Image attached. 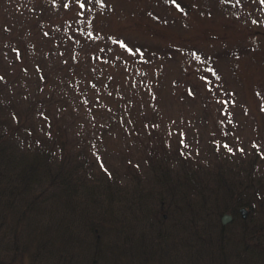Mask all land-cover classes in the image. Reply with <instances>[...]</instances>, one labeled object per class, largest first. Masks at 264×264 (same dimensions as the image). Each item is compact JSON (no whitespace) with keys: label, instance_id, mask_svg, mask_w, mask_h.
<instances>
[{"label":"rangeland","instance_id":"1","mask_svg":"<svg viewBox=\"0 0 264 264\" xmlns=\"http://www.w3.org/2000/svg\"><path fill=\"white\" fill-rule=\"evenodd\" d=\"M21 1L0 136L73 187L0 168V264H264V0Z\"/></svg>","mask_w":264,"mask_h":264},{"label":"trees","instance_id":"2","mask_svg":"<svg viewBox=\"0 0 264 264\" xmlns=\"http://www.w3.org/2000/svg\"><path fill=\"white\" fill-rule=\"evenodd\" d=\"M20 4H21L20 7L17 6L18 9L12 6V10L10 9V11L15 10L17 12L16 14L20 15L21 9L24 7V4L26 3L22 0ZM35 21L38 23L40 22L39 18L36 19ZM26 22H27L26 28H28V26H30L28 22H30L31 24V21H26ZM53 38H52V41H53ZM60 38L61 36H57L56 38H54L55 41L52 44L53 47L55 48L56 46L57 48L59 47L60 43L58 42L60 41ZM56 52L61 53V47L58 48ZM0 138L2 140V143H0V168L3 167V171L11 170L13 173L19 176L18 179H21L22 182L24 179L28 180L29 189H31V185L35 184L34 180L36 179L37 181L40 180V182L52 180V182L58 183L57 184L58 187H60V185L62 184L65 190L70 189L69 187H73L70 184V180L68 178H63V175H62L63 172L61 170V167L58 164V161H56V159L58 158H56L55 155L51 154L50 149L44 150L41 148L40 150L34 151L33 149L27 148V150L25 149L20 150L21 146L19 144H16L13 137L11 136L7 137L6 135L3 138L2 136H0ZM8 139L15 142V143H12V144H15V146L10 147L8 144L9 142ZM8 150L10 151V153ZM15 150H18L21 153H16ZM15 157L17 161L14 160ZM45 187L46 186H42L41 188V190L44 192H46Z\"/></svg>","mask_w":264,"mask_h":264},{"label":"water","instance_id":"3","mask_svg":"<svg viewBox=\"0 0 264 264\" xmlns=\"http://www.w3.org/2000/svg\"><path fill=\"white\" fill-rule=\"evenodd\" d=\"M238 211L241 213L242 218H245V215H246L245 208L243 209V207H242ZM230 220H231V216L229 214H223L221 216L220 222H221L222 225H225Z\"/></svg>","mask_w":264,"mask_h":264},{"label":"snow or ice","instance_id":"4","mask_svg":"<svg viewBox=\"0 0 264 264\" xmlns=\"http://www.w3.org/2000/svg\"><path fill=\"white\" fill-rule=\"evenodd\" d=\"M262 110H264V108H262Z\"/></svg>","mask_w":264,"mask_h":264}]
</instances>
